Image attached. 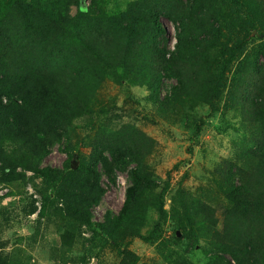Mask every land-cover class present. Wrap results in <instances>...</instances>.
Here are the masks:
<instances>
[{"label":"trees","instance_id":"1","mask_svg":"<svg viewBox=\"0 0 264 264\" xmlns=\"http://www.w3.org/2000/svg\"><path fill=\"white\" fill-rule=\"evenodd\" d=\"M0 1L18 13L25 34L12 37L0 26V186L8 190L0 196V264H32L22 244L33 249L46 241L50 230L59 234L50 247L53 264H68L72 252L83 249L87 251L82 260L95 253L100 264H107L104 258L110 255L117 259L115 264H137L139 258L131 249L135 240L156 244L157 254L168 260L167 245L179 241L175 234V240L160 243L168 221L171 171L160 177L143 152L124 139H97L79 148L73 122L99 104L96 83L80 86V80L60 74L47 51L42 52L55 34L66 33L67 25L87 16L88 0ZM199 2L188 0L192 13ZM209 3V8L201 7L205 13L196 14L201 22L198 35L188 31L186 17L175 21L173 50L160 48L167 36L162 17L169 15L150 2L135 3L118 14L120 38L95 26L92 33L79 28L77 40L102 63L125 98L129 89L123 83L131 67L122 75L120 63L129 59L127 50L135 39L149 32L155 48L147 60L149 100L160 122L177 123L185 110L240 118L247 148L207 173L221 201L215 204L180 189L175 215L197 233L192 247L215 255L218 264H264V0ZM73 7L78 15L69 19ZM220 18L227 20L225 27ZM214 49L218 52L208 56ZM198 120L190 137L194 146L206 125L205 118ZM56 147L67 156L63 166L44 165ZM120 174H127L129 181L122 208L118 213L107 210L103 220L96 221L95 209ZM29 186L40 196V216L33 233L17 239L7 253L10 240L5 233L20 220L16 210L25 215L37 210L28 196ZM8 198L14 200L2 206ZM84 227L91 230L89 239L83 236Z\"/></svg>","mask_w":264,"mask_h":264},{"label":"rangeland","instance_id":"2","mask_svg":"<svg viewBox=\"0 0 264 264\" xmlns=\"http://www.w3.org/2000/svg\"><path fill=\"white\" fill-rule=\"evenodd\" d=\"M248 1L252 2V0ZM141 2H150L155 7L164 9L169 15V18L162 17L167 36L161 40L160 48L166 46L173 50L176 44L177 24L175 21L186 17L188 31L194 33L195 36L198 35L201 22L196 14L205 13L204 10H201L202 5L209 8V2L212 3V0H200L194 13L188 5V0H88L87 16L76 18L78 9L73 7L69 19L76 18L74 24L67 25L66 33L55 34L50 42L44 45L45 49L42 52L47 51V55L51 56V63L60 74L67 72L66 77L73 78L75 82L80 80V86L96 83L94 85L97 87L96 94H99V104L94 106L93 112L81 115L73 122V129L79 136V148L97 139L100 141L110 140L111 142L124 139L135 144L143 152L145 159L150 162L148 166L155 167L156 173L160 177H165L166 173L171 171L169 179L171 192L166 196L168 221L160 243L164 240H175V234L179 241L178 243L173 241L167 245L169 259L164 260L157 254L156 244L135 240L131 249L139 258L137 264H218L215 255L207 254L200 247H192L191 240L196 239L197 233L191 232L186 222L178 221L175 214L179 204L175 200L178 190L181 189L188 194L196 195L198 193L206 201L211 199L215 204H217L216 201H221V196L216 192L217 188L209 184L208 179L210 178H207L209 177L207 173L211 169L213 170L215 164L220 163L219 161L238 156L242 148H247L248 140L244 136L245 132L240 118H236L233 114H230L226 119L217 115L208 117L206 112H201L203 110L196 113L185 110L183 112L185 117L179 119L177 123L172 120L160 122L154 114L149 100L151 73L147 71V60L151 57V53H155L152 35L149 32H144L135 39V42L127 50L129 59L122 60L120 63L122 67L119 69V73L122 75L127 71V67H131L128 71L129 75L126 79L124 78L123 83L129 89L126 92L129 94L125 98L121 96L119 85H115L110 80L102 63L94 55L87 54V51H84L77 40V37L81 35L79 28L92 33L95 26L108 36L116 35L120 38L122 35L116 21L118 14L135 3ZM99 8L101 9L99 10ZM226 21L225 18H220V25L225 27ZM0 26L9 36L20 38L24 34L21 17L12 7L4 6L1 1ZM26 45L21 44L24 47ZM252 47L253 45L250 46V48ZM37 49L41 51V49ZM38 50L37 52H39ZM217 52L218 50L214 49L207 55L213 57ZM262 63H264L263 58ZM176 82V80H171L169 83L176 85ZM198 118H205L206 125L199 143L194 146L191 144L190 137L195 132L196 123L199 122ZM190 147L193 152L190 151ZM76 157L75 154L73 161H76ZM66 159L67 156L56 147L45 160L44 165L61 168ZM30 175L28 174V176ZM103 183L106 187L107 180L105 179ZM128 186L127 174H120L116 185L108 189L103 203L95 209L96 221H102L107 210L114 213L120 211ZM7 191V189H3V185L0 186V196H4ZM27 191L28 196L35 200V204L31 199H27V202L33 203V207L37 210L27 215L22 214L20 208L16 210V215L20 217L21 221L19 220L17 223L16 220L5 233V238L10 240L8 248L5 249L6 252L14 250L15 243H18L17 239L27 238L33 233L34 225L40 216V196L31 186L27 187ZM13 200V198L4 200L2 206L6 207ZM83 230L84 238L89 239L91 230L87 227H84ZM58 238V232L50 230L46 234V241H43L42 244L37 243L31 249L27 243H23L21 247L31 257L32 264H53L50 247ZM89 246L90 243L87 244V248ZM84 251L87 249L73 251L69 257L72 262L68 264H100V258L95 253L82 260L85 255ZM225 258L234 263L231 257L226 256ZM116 260L113 255L107 257V260L104 258L107 264H115ZM59 264L61 263L59 262Z\"/></svg>","mask_w":264,"mask_h":264},{"label":"water","instance_id":"3","mask_svg":"<svg viewBox=\"0 0 264 264\" xmlns=\"http://www.w3.org/2000/svg\"><path fill=\"white\" fill-rule=\"evenodd\" d=\"M72 166H73V169L76 170L78 163L76 161H72Z\"/></svg>","mask_w":264,"mask_h":264}]
</instances>
